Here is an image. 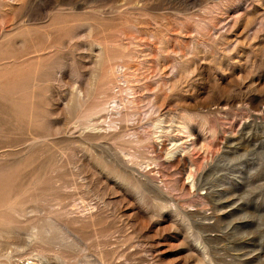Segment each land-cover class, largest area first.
Segmentation results:
<instances>
[{"label":"rangeland","instance_id":"1","mask_svg":"<svg viewBox=\"0 0 264 264\" xmlns=\"http://www.w3.org/2000/svg\"><path fill=\"white\" fill-rule=\"evenodd\" d=\"M0 264H264V0H0Z\"/></svg>","mask_w":264,"mask_h":264}]
</instances>
